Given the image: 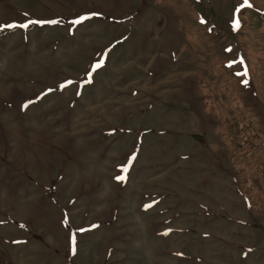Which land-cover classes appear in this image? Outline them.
Here are the masks:
<instances>
[{"label":"rangeland","instance_id":"1","mask_svg":"<svg viewBox=\"0 0 264 264\" xmlns=\"http://www.w3.org/2000/svg\"><path fill=\"white\" fill-rule=\"evenodd\" d=\"M0 264H264V0H0Z\"/></svg>","mask_w":264,"mask_h":264},{"label":"snow or ice","instance_id":"2","mask_svg":"<svg viewBox=\"0 0 264 264\" xmlns=\"http://www.w3.org/2000/svg\"><path fill=\"white\" fill-rule=\"evenodd\" d=\"M245 4L247 5L248 3V0H244ZM29 23H32V24H37V23H44L43 21H30ZM49 23H56L55 21H50ZM74 23H79V21H74ZM29 25L28 24H21V25H14V24H10V25H6V27H9V28H15V27H21V28H27ZM236 26H238V22L236 24ZM100 65L97 64L95 67H99ZM247 74V73H245ZM70 83V82H69ZM63 87V86H62ZM126 170V169H125ZM118 180H122L123 177H117ZM81 231H83V229H81ZM71 242H72V251L73 253L75 252V243H76V240H75V235H73L71 237Z\"/></svg>","mask_w":264,"mask_h":264}]
</instances>
